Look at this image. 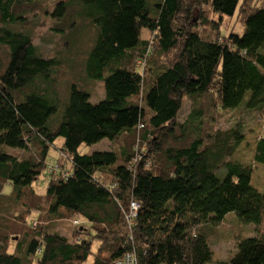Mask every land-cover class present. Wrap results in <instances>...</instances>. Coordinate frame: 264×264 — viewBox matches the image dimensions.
Here are the masks:
<instances>
[{
	"label": "trees",
	"instance_id": "obj_1",
	"mask_svg": "<svg viewBox=\"0 0 264 264\" xmlns=\"http://www.w3.org/2000/svg\"><path fill=\"white\" fill-rule=\"evenodd\" d=\"M255 1L54 0V32L79 19L92 31L75 54L78 73L102 83L103 99L91 103L76 80L58 91L62 54L34 46V2L0 0V264H113L128 251L138 264H213L212 224L229 216L257 235H239L226 263L264 264V190L251 184V165L231 159L247 135L244 118L264 127V7ZM201 5L206 16L194 19ZM236 15L245 26L259 16L247 42L246 27L217 33ZM184 97L190 113L180 118ZM58 138L68 170L46 163ZM104 140L107 151H78ZM253 160L264 165V135ZM45 172L42 196L33 185ZM74 216L87 225L70 237L56 231L53 222Z\"/></svg>",
	"mask_w": 264,
	"mask_h": 264
},
{
	"label": "rangeland",
	"instance_id": "obj_2",
	"mask_svg": "<svg viewBox=\"0 0 264 264\" xmlns=\"http://www.w3.org/2000/svg\"><path fill=\"white\" fill-rule=\"evenodd\" d=\"M34 2V9L36 13L33 17H29L28 20L31 21V25L35 27V31L32 35L33 44L37 48V51L45 56H53V53L56 52L58 55L62 54V70L59 78L56 79L58 83V91L64 95L65 88H67V84L71 80H76V84L79 87L83 85L86 86V91L90 94V102L91 103H98L104 97V92L102 89V83L98 80H88L85 75L79 74L81 72L80 69V54L79 57H75V54L78 53H85L88 48L87 46L90 44L89 37L92 33L90 28L83 27L82 20H77L73 23V28H67L64 26L65 33L63 35L58 34L52 30V27L55 23L50 16V10L53 8L54 0H30ZM63 1H73V0H63ZM256 6L264 7L262 0H256L254 2ZM204 5V4H203ZM201 8L202 13L200 14L199 11L195 12L194 19H201L200 16H206L205 12L207 11L206 7ZM77 12V8L72 12ZM71 13V14H72ZM264 15V12L261 13L260 17ZM212 20L216 21V16H212ZM258 17H255L247 22L246 26L245 23L236 16L233 18H226L224 17L222 20L219 21L218 26L219 30L217 31L218 35L223 39V35H227L229 32H234L238 35H241L244 31V28L248 30V36L246 38V42L251 38L257 28V21ZM193 19V20H194ZM261 19V18H260ZM260 21V20H259ZM259 24V23H258ZM212 28V27H209ZM214 29V28H213ZM199 31L207 33L208 25H203L198 28ZM215 31V30H214ZM209 32L211 37H215L216 31ZM147 31L143 30L141 32V38H147ZM67 37V38H66ZM66 39V40H65ZM68 40H71L70 42ZM77 41V42H76ZM85 51V52H84ZM71 54V56H70ZM217 87L213 85L210 89V93H207L205 100L207 101V107L210 112L214 111L212 106V100L215 97V91ZM189 101L187 97L183 98L182 101V108H181V116H186V114L190 113ZM221 112V111H220ZM54 113V112H53ZM53 113H50L48 120L53 116ZM231 113H227L221 117L217 123V126L223 128V118L229 116ZM236 116H240L243 118V112H239ZM232 121H235V116L232 115ZM53 118V117H52ZM51 118V119H52ZM50 119V120H51ZM243 120L244 129H247V135L244 141L239 145L236 149L235 153L232 156V160H236L243 165H251L253 168V174L251 177V184L259 191L264 190V165H260L254 162L253 160V153L255 143L261 135H264V127L262 121L254 122L250 119V117H246ZM253 123H252V122ZM222 124V125H221ZM63 139L58 138L52 146H50L48 151V156L46 159V163L48 165H56L61 164L64 169H69V163L65 159L64 155L60 152V149L63 146ZM109 143L104 140L99 144L94 146H86L81 145L78 148L80 154H89L93 151L99 150H109ZM11 152L12 150H8ZM62 169V170H64ZM48 174L45 172L39 176L37 182L33 185V190L38 195L44 196L46 194V186L49 181ZM52 179L55 178L54 173H51ZM4 193H8L10 191V186H6L4 188ZM226 217V219L220 223L212 224L217 228L219 236L216 238L215 241H211L208 246L207 250V259L213 261V264H217L221 262V264H227L226 259L233 254L238 246V236L239 235H248V236H256L257 233L254 231L255 229H251L250 227H240L238 222L232 217ZM74 216L70 220H57L53 222V226L56 228V231L60 233L62 236L70 237L72 230L75 229L72 220L75 219ZM80 221V220H79ZM87 225L86 222L80 221V226ZM36 226V225H34ZM16 239V238H15ZM96 244L93 246V252L96 251ZM91 261V257L89 258L88 262ZM211 264V263H208Z\"/></svg>",
	"mask_w": 264,
	"mask_h": 264
},
{
	"label": "built area",
	"instance_id": "obj_3",
	"mask_svg": "<svg viewBox=\"0 0 264 264\" xmlns=\"http://www.w3.org/2000/svg\"><path fill=\"white\" fill-rule=\"evenodd\" d=\"M56 168H49V172L54 173V176L56 178ZM138 214V205L135 203L130 204V209H129V223L132 225L135 217H137ZM72 223L74 226H80V221L75 218L72 220ZM36 222H33L32 226L35 227ZM113 264H138L135 251H128L126 253H123V256L120 260L115 261Z\"/></svg>",
	"mask_w": 264,
	"mask_h": 264
},
{
	"label": "clouds",
	"instance_id": "obj_4",
	"mask_svg": "<svg viewBox=\"0 0 264 264\" xmlns=\"http://www.w3.org/2000/svg\"><path fill=\"white\" fill-rule=\"evenodd\" d=\"M101 151H107V150H99V151H93V152H101ZM76 217V216H75ZM77 218V217H76ZM78 219V218H77ZM79 220V219H78Z\"/></svg>",
	"mask_w": 264,
	"mask_h": 264
}]
</instances>
